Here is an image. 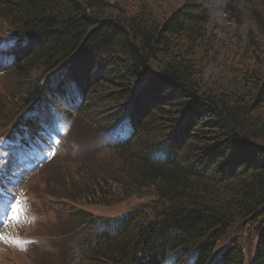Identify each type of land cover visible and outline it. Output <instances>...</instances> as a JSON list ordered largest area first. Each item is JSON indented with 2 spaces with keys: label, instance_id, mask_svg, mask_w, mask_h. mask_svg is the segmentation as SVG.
I'll return each mask as SVG.
<instances>
[{
  "label": "trees",
  "instance_id": "16d2710c",
  "mask_svg": "<svg viewBox=\"0 0 264 264\" xmlns=\"http://www.w3.org/2000/svg\"><path fill=\"white\" fill-rule=\"evenodd\" d=\"M120 4L0 0V78L16 82L1 94L0 139L53 114L88 129L73 132L80 145L96 142L51 193L70 204L68 233L88 228L67 264H264V0L223 9L255 31L232 93L202 81L216 35L200 0L160 15L145 0ZM146 193L111 226L82 209Z\"/></svg>",
  "mask_w": 264,
  "mask_h": 264
},
{
  "label": "rangeland",
  "instance_id": "374dc122",
  "mask_svg": "<svg viewBox=\"0 0 264 264\" xmlns=\"http://www.w3.org/2000/svg\"><path fill=\"white\" fill-rule=\"evenodd\" d=\"M108 1L109 3H121L120 5L127 4L129 6L142 0ZM186 1L187 0H145L158 15L168 13L173 7H179V5H182ZM227 1L228 0H200V3L208 11L210 28L214 30L216 35V45H214L213 50L209 54H206L207 59L205 67H203L202 77L203 83L212 92H240V90L245 87L238 82L240 76L235 72H238L244 64L242 60L246 58V52L248 50L247 45H245L246 39L249 32L254 31V25L248 18H242L243 21L240 27L229 21L223 11ZM236 1L240 4L243 2V0ZM256 40L264 52V40ZM257 49L258 53L262 52L260 47ZM249 65H251V63H249ZM231 76L237 77L238 79H236L235 82H231ZM14 87L15 83L12 79L6 81L4 78H0V109L4 107L1 101V94L4 95L5 92L12 91ZM16 110L17 109H13L14 112H16ZM6 113L7 109L4 114L0 115V130L7 124V122L2 121ZM254 115H256L255 119L258 121L259 125H264V105L255 112ZM7 120L10 121V117ZM72 129H74L78 135L84 137L82 140H85V137L88 136L87 128L80 121H78L76 127ZM70 131L68 132V129L64 130L63 134L67 135L68 133L66 138L70 139L64 140L62 148L59 150L60 156L59 158L56 156L54 160L57 161L55 164H49L44 168L35 169L33 174H31L32 171L30 172L24 169L21 172V168L14 167L16 174H11L9 178L15 181L19 177L17 172H21V176L24 179L18 185L14 186L15 190L19 191L22 195L26 193L27 195H34L39 204L31 206V202L29 201L30 207L26 209L34 216L33 223H30L28 220L24 222L13 219L4 221L3 217L0 218V220L4 221L1 225L0 232V253L4 255L0 254V264H67L70 259V254L80 249L82 232L88 228L82 231L79 230L76 233H70L68 236L64 235V233L69 232L66 226L70 224L72 219L69 217L70 211H64L66 208L70 207V204L60 199L59 202L54 199L56 203L53 204L52 207L45 209L44 205L47 206L45 202H48L49 198L42 194L43 192L51 194L61 190L57 181L60 180L62 171L66 174L68 167L74 170L81 166L77 164L74 166H70V164L63 165L62 163L76 160L78 158V152L82 154V157H86L92 152L90 145L77 149V147L72 144L71 140L73 139V135ZM56 143L57 141H55V139H50V146L46 156H50L54 152L53 146ZM26 157L32 159V154L28 153ZM16 158L18 159V157ZM7 182L9 184L10 180L8 179ZM151 198L152 196L146 193L142 196L130 198L112 206L95 205L83 207L82 209L89 213L91 215L90 217L94 219L92 226L99 225L106 227L111 226L114 218L128 215L142 208ZM76 208L80 209L81 207ZM21 216L22 218L24 217L23 211L21 212ZM87 236L89 235L84 234L82 238ZM54 242L60 244L55 245Z\"/></svg>",
  "mask_w": 264,
  "mask_h": 264
}]
</instances>
